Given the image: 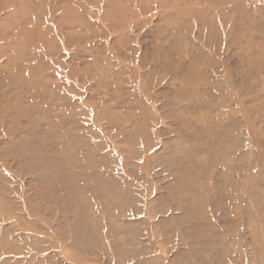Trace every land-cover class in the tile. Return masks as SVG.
<instances>
[{"label":"rangeland","instance_id":"rangeland-1","mask_svg":"<svg viewBox=\"0 0 264 264\" xmlns=\"http://www.w3.org/2000/svg\"><path fill=\"white\" fill-rule=\"evenodd\" d=\"M0 264H264V0H0Z\"/></svg>","mask_w":264,"mask_h":264}]
</instances>
